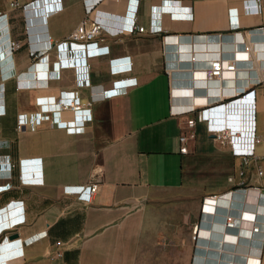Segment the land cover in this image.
<instances>
[{
    "label": "crops",
    "instance_id": "1",
    "mask_svg": "<svg viewBox=\"0 0 264 264\" xmlns=\"http://www.w3.org/2000/svg\"><path fill=\"white\" fill-rule=\"evenodd\" d=\"M0 13V264H172L146 241L153 211L165 203L187 205L189 224L174 242L182 264H264V232L250 235L251 220L264 231V0H0ZM82 20L101 32L85 50L59 54L56 43ZM61 57L69 66H57ZM215 57L236 68L208 80ZM75 66L87 67L88 85L77 86ZM248 91L259 142L241 166L207 126L235 129L234 111L241 112L238 135H248L247 101L220 108ZM73 93L90 108L80 133L60 124L55 107L53 124L16 130L18 114ZM210 105L209 121L196 122L181 154L180 124ZM94 181L89 202L57 195L59 186ZM240 181L245 191L230 193ZM209 194L223 196L212 214L201 210ZM244 202L257 205L256 214L240 211ZM228 212L244 217L238 228L224 226ZM164 228L165 236L173 232ZM56 240L63 255L52 259Z\"/></svg>",
    "mask_w": 264,
    "mask_h": 264
},
{
    "label": "built area",
    "instance_id": "2",
    "mask_svg": "<svg viewBox=\"0 0 264 264\" xmlns=\"http://www.w3.org/2000/svg\"><path fill=\"white\" fill-rule=\"evenodd\" d=\"M11 6H18L17 1H12L10 3ZM1 14V13H0ZM101 25L98 23H91L88 25L86 20H82L67 36L66 39L59 41L56 43V49L58 50L59 54H62L63 50L66 48H72L73 50H85L87 47V43L93 40L100 32H101ZM132 30L137 32H142L144 30L143 26L133 24ZM17 42L12 41L11 47H16ZM251 49L250 44H246L244 46V50L249 52ZM195 56H190V60H194ZM57 66L64 67L69 66V62L67 59L60 58L57 62ZM236 68L234 60H225L220 57H215L209 61V68L206 69V78L208 80H221L224 76L225 72H233ZM75 79L76 84L78 87L88 85V75H87V67L86 66H75L74 67ZM251 91L243 92L225 103H221L220 106H224V108L228 106H232L235 102L238 101H247L252 108V128L250 129V133L248 135L244 134L245 136L238 135L244 129V118L241 115V112L237 115L234 111V125L237 127L235 129H230L229 126H222L221 124L217 126H211L210 124L207 126L209 132L213 135L214 139L219 140L220 142H224L229 145L230 150L233 154L239 157L241 166H247L248 162L255 158L254 148L255 144L259 142V138L256 137L254 133V120H253V98L250 97ZM48 101H52V98H49ZM215 106V105H213ZM56 108L57 113L59 115V122L62 126H64L70 133H80L83 130V127L87 121L91 119L90 108H82L79 97L76 93H73L71 96H61L57 104L54 105H46L42 107V111H38L34 114H26L20 113L17 115L16 119V130L17 131H24L26 129H33L38 127L44 121H49L51 124L54 121L48 115V112L52 110V108ZM210 106H206L200 110H197L192 117H188L185 121L180 124V133L178 135V142H179V152L181 154H186L189 151V144L194 141L196 137V122L202 121H209V119L205 116L206 111L210 110ZM69 110L70 116H63L62 112ZM225 118L223 117V120ZM9 168H12L14 164L8 163ZM240 176H243L244 169H240L239 172ZM256 174L260 176L262 174V169L256 166ZM19 179H22V175L18 176ZM98 189V183L96 181L92 182L89 185H81V186H59L57 188V195H61L63 193H70L74 194L76 197L81 198L84 201H91L92 195ZM245 187H243V181L238 182L236 186L232 188L230 193L232 192H239L245 191ZM220 196H207L204 198L202 203V212L206 213H214V209L217 206V202L220 199ZM223 197V196H221ZM208 199H211L208 201ZM215 199V202H214ZM244 205L241 206L240 211L242 212H249L252 214H256L257 205H254L252 210L246 208ZM211 208V209H207ZM243 216H235L230 212L224 214V221L223 224L226 228H238V226L244 221ZM250 235L264 232L262 231L260 225L255 222L254 220L250 221ZM200 229L199 225L196 226L194 229V233L192 238L197 240L200 237ZM240 236L241 234L238 233ZM56 246V250L50 255V258H58L63 255L62 250V242L60 240H56L54 242Z\"/></svg>",
    "mask_w": 264,
    "mask_h": 264
},
{
    "label": "rangeland",
    "instance_id": "3",
    "mask_svg": "<svg viewBox=\"0 0 264 264\" xmlns=\"http://www.w3.org/2000/svg\"><path fill=\"white\" fill-rule=\"evenodd\" d=\"M185 196H190L191 192H184ZM217 194L204 195L201 198V205L203 200L207 196H213ZM172 204H161L156 207L153 211L152 218V231L146 235V241L150 242L152 247H154L151 252L154 253L156 248L158 253L166 254L164 258L167 261H172V264H182V253L179 248L175 249L174 242L180 240L178 232L184 231L189 224L188 209L187 205L185 210L178 209ZM177 215L175 218L174 216ZM170 227L173 232H170L169 236H165L166 229L164 227ZM163 228V229H162ZM177 231V232H176ZM167 234V233H166ZM175 234L177 236H175ZM176 237V238H175ZM145 251L149 250V246H144Z\"/></svg>",
    "mask_w": 264,
    "mask_h": 264
},
{
    "label": "water",
    "instance_id": "4",
    "mask_svg": "<svg viewBox=\"0 0 264 264\" xmlns=\"http://www.w3.org/2000/svg\"><path fill=\"white\" fill-rule=\"evenodd\" d=\"M229 107H231V106H228V107H226V108H229ZM220 108H224V106L222 107H220ZM225 108V109H226ZM16 237V234L15 233H13V234H10L9 236H8V238L11 240V239H13V238H15Z\"/></svg>",
    "mask_w": 264,
    "mask_h": 264
}]
</instances>
